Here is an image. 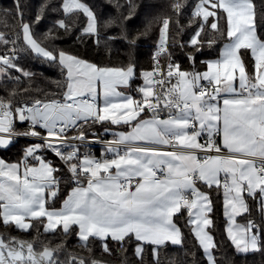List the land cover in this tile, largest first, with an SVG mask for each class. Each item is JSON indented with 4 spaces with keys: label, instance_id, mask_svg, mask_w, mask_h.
<instances>
[{
    "label": "snow or ice",
    "instance_id": "1",
    "mask_svg": "<svg viewBox=\"0 0 264 264\" xmlns=\"http://www.w3.org/2000/svg\"><path fill=\"white\" fill-rule=\"evenodd\" d=\"M186 6L177 3L173 9L180 13ZM61 8L66 16L82 13L86 17L82 34H98L96 17L82 0H62ZM13 15L20 17L17 39L0 34V42L15 46L22 36L33 53L53 62L58 58L67 82L59 97L15 106L11 99L0 98V146L9 145L18 135L39 141L27 146L16 163L0 159V223L29 231L39 222L45 233L62 229L65 235L76 227L85 247L90 238H98L105 252L108 238L123 243L134 236L137 242L153 245L158 256L160 246L182 243V230L174 217L186 211L207 264H217L212 255L216 244L209 231L212 199L210 191L197 188L202 183L209 190L223 188L225 231L237 252L264 249V227L252 220L236 223L237 217L250 211L246 196L259 198L264 205V38L256 29L253 0H198L195 4L190 24L196 30L189 46L201 50L206 28L219 33L218 39L226 38L216 58L201 62L203 71L195 69L194 55L189 56L192 70L172 62L170 19L165 18L154 63L141 72L143 83L135 96L120 90L129 88L135 77L133 63L102 67L64 50L57 56L34 38L20 0ZM40 19L38 14L37 22ZM57 25L69 30L64 20ZM208 43L211 47L217 39ZM244 52H250L254 61L251 71ZM162 56L168 57L166 64L161 63ZM13 71L31 75L16 63L15 48L0 53V75L11 78ZM16 120L27 122L29 130L16 132ZM96 126L112 137L102 139L98 132L91 133L103 147L99 158L87 149L80 151L90 135L88 129ZM113 126L127 131H110ZM71 131L78 134L69 136ZM43 152L62 161L75 185L58 208L54 204L60 169ZM35 247V241L0 234V264H62L56 258L62 246L45 245L39 252ZM142 253L138 243L136 254ZM67 264L89 261L71 257Z\"/></svg>",
    "mask_w": 264,
    "mask_h": 264
},
{
    "label": "trees",
    "instance_id": "2",
    "mask_svg": "<svg viewBox=\"0 0 264 264\" xmlns=\"http://www.w3.org/2000/svg\"><path fill=\"white\" fill-rule=\"evenodd\" d=\"M93 11L98 22V34H82L86 24V17L82 13L65 15L62 11V0H20L24 21L31 24L34 38L46 49L57 53L64 50L66 53L95 63L98 66L119 67L133 63L136 74L130 83L129 91L136 95V88L142 84L141 72L151 69L153 65V52L160 37V27L165 18L170 19L168 44L173 63H178L184 70H192L193 61L190 55L195 56V69L202 70L201 62L218 54L221 44L226 40L218 39L219 33L205 29L201 36L202 48L199 52L189 46L188 42L196 30L192 21V10L198 0H82ZM180 3L187 5L183 11L177 13L173 5ZM256 11V29L261 38H264V0H253ZM16 12V0H0V34L10 40H16L15 29L19 25V15ZM41 16L37 22L36 16ZM64 20L69 30L58 27L57 21ZM221 27L224 21H220ZM217 39V43L209 47V41ZM183 45V46H181ZM15 48L16 63L31 75L23 76L13 71L11 78L0 75V98L7 102L12 100L14 106L25 101L44 99L45 97H59L66 86V72L59 64L33 53L24 44L22 36L14 46L0 42V53L8 48ZM249 70L252 67V58L248 52L243 56ZM16 77H19L17 79ZM106 127V125H105ZM16 132L24 133L29 130L27 122L15 121ZM98 132L100 137L104 134L103 128L96 126L88 132ZM77 132L71 131L69 135ZM88 137H93L90 133ZM103 137H105L103 135ZM35 141L28 139H13L7 146H0V159L5 161H19L24 149ZM89 147L83 146L80 151ZM95 154H100V147H93ZM53 166L59 168L57 176L60 178V190L54 206H59L69 189L74 185L70 180L66 166L53 154L43 152ZM31 163V160H30ZM210 191L213 211L210 218L213 225L210 234L213 236L216 247L212 250L217 264H264V249L248 253L237 252L225 232V218L222 211V189L215 186ZM250 211L238 217V220L255 221L264 227V216L261 212L260 202L247 197ZM174 222L180 227L183 240L180 245L167 243L160 246L158 256L153 254L150 244L143 245L142 256L135 251L137 241L126 238L123 243L108 238L106 243L109 251H104V242L98 238H90L87 246L78 239L75 227L65 235L61 230L45 233L39 222L29 231H21L14 225L5 226L0 223V234L7 236H20L33 240H42L49 244L60 245L67 248L75 246L96 255L107 254L108 258L120 264H207V259L191 232L188 224V213L177 214ZM264 240V233L261 235Z\"/></svg>",
    "mask_w": 264,
    "mask_h": 264
},
{
    "label": "flooded vegetation",
    "instance_id": "3",
    "mask_svg": "<svg viewBox=\"0 0 264 264\" xmlns=\"http://www.w3.org/2000/svg\"><path fill=\"white\" fill-rule=\"evenodd\" d=\"M5 236H7V235H5ZM14 237H18V238H20L22 240H26V241H35L36 242L35 250L37 252L41 251L45 245H50L53 248L60 246V245L49 244L48 242H45V241L41 242L42 240L36 241L33 239L20 237V236H14ZM71 257H76L77 260H79L81 257H83L89 261V264H91L92 260H96V261L100 262V264H120V263H118L116 261H112L110 258H108L107 254L96 255L95 252H88L86 250L80 249V247H77V246H75L73 248H67V247L62 246L60 248V250L57 252V256H56V258L59 261H61L62 264H67V261Z\"/></svg>",
    "mask_w": 264,
    "mask_h": 264
},
{
    "label": "crops",
    "instance_id": "4",
    "mask_svg": "<svg viewBox=\"0 0 264 264\" xmlns=\"http://www.w3.org/2000/svg\"><path fill=\"white\" fill-rule=\"evenodd\" d=\"M86 24H87V21H86ZM86 24H85V27H86ZM224 42H226V40L224 41ZM223 42V43H224ZM223 43L221 44V46H220V48H219V51H218V54L215 56V57H212V58H208V59H206V60H209V59H214V58H216L218 55H219V52H220V49H221V47L223 46ZM249 54H250V52H248ZM70 55V54H69ZM250 57H251V54H250ZM252 58V57H251ZM205 60V61H206ZM253 63H254V61L252 60V66H253ZM203 70H205L204 68L202 69V70H200V71H203ZM251 70H252V67H251ZM251 70H249V71H251ZM142 83H143V81H142ZM121 91H125L126 93H129L130 91H129V88H127V89H125V88H121L120 89ZM131 94H132V92H130ZM133 95V94H132ZM106 127H108V125H106ZM110 131H127V128H122V127H117V126H113L111 129H110ZM103 135L105 136V137H103ZM102 138H105V139H112V137H111V135L110 134H108V135H105V134H102V136H101ZM100 149H101V153L99 154V155H102V152H103V147H100ZM5 161V160H4ZM6 163H16V162H18V161H5ZM23 170V168H21V171ZM222 183H223V181H222ZM197 188L199 189V190H201V191H204L203 190V186H206V185H204V184H202V183H198L197 185ZM72 187H75V185H73ZM72 187L69 189V191H68V193L66 194V196L64 197V199L67 197V195L69 194V192L71 191V189H72ZM221 189H222V193H223V188L221 187ZM63 199V200H64ZM246 199H247V196H246ZM62 200V201H63ZM256 200H258L259 201V198H257ZM62 201H61V203H62ZM260 202V201H259ZM61 203H60V205H61ZM60 205L59 206H56L57 208L58 207H60ZM260 206L262 207V205L260 204ZM222 211H223V215H224V206H223V194H222ZM262 214H263V212H262ZM264 216V215H263ZM224 218H225V228H226V224H227V218L225 217V215H224ZM46 222V221H45ZM236 223H238V224H246L247 222H243V221H240V220H238V217L236 218ZM75 231L77 232L78 231V228H76L75 227ZM226 232V231H225ZM226 235H227V233H226ZM134 239H135V237L134 236H132ZM228 237V236H227ZM136 240V239H135ZM138 243H141L142 244V248H143V245L144 244H148V243H143V242H137V244ZM169 243H171V242H169ZM137 244H136V246H137ZM151 245V244H150ZM152 246V250H153V245H151ZM203 250V249H202ZM135 251H136V247H135ZM203 253H204V251H203ZM241 253V252H240ZM205 255V254H204ZM206 257V256H205ZM207 259V258H206Z\"/></svg>",
    "mask_w": 264,
    "mask_h": 264
},
{
    "label": "built area",
    "instance_id": "5",
    "mask_svg": "<svg viewBox=\"0 0 264 264\" xmlns=\"http://www.w3.org/2000/svg\"><path fill=\"white\" fill-rule=\"evenodd\" d=\"M158 44V43H157ZM13 48L12 47H10V48H8L7 50H12ZM156 50H157V45L155 46V48H154V52H153V55H154V53L156 52ZM169 51V50H168ZM16 57H17V54H16ZM168 62V57L167 56H162L161 57V63H163V64H166ZM153 63H154V61H153ZM21 104H23V103H21ZM18 121V120H17ZM15 123V122H14ZM93 131H90V133H92ZM18 133H20V132H18ZM78 133H76L75 135H77ZM69 136H74V135H69ZM100 138H102V137H100ZM15 140V139H28V140H32V141H35V143H38L39 141L37 140V138L36 137H32V136H25V135H18V136H15V137H13L12 138V140ZM97 138L96 137H88L87 138V141H85L84 142V146H87V147H89V148H87V150L91 153V154H93V155H95L96 157H101V155H97V154H95L94 153V148L93 147H102V144L101 143H99V142H94L95 140H96ZM102 139H105V138H102ZM204 141L203 140H201V143H203ZM77 143H80V142H77ZM31 145V144H30ZM29 146V145H28ZM86 149H84V151H85ZM83 151V152H84ZM50 154H53V153H51V152H49ZM54 155V154H53ZM59 159V158H58ZM60 160V159H59ZM61 161V160H60ZM62 162V161H61ZM66 169H67V167H66Z\"/></svg>",
    "mask_w": 264,
    "mask_h": 264
},
{
    "label": "rangeland",
    "instance_id": "6",
    "mask_svg": "<svg viewBox=\"0 0 264 264\" xmlns=\"http://www.w3.org/2000/svg\"><path fill=\"white\" fill-rule=\"evenodd\" d=\"M87 25V24H86ZM32 144V143H31ZM30 145V144H29ZM262 207H264V205H262ZM263 215H264V212H263ZM36 241H39V240H36ZM41 242H43V241H41ZM141 246H142V244H141ZM137 247V246H136ZM81 249V248H80Z\"/></svg>",
    "mask_w": 264,
    "mask_h": 264
}]
</instances>
